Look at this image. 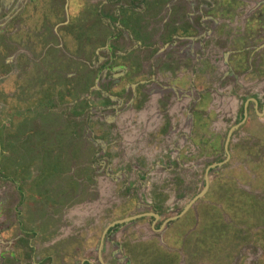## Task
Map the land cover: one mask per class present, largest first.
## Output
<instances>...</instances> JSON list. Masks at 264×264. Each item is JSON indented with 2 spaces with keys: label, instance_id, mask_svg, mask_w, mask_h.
Masks as SVG:
<instances>
[{
  "label": "crops",
  "instance_id": "crops-1",
  "mask_svg": "<svg viewBox=\"0 0 264 264\" xmlns=\"http://www.w3.org/2000/svg\"><path fill=\"white\" fill-rule=\"evenodd\" d=\"M73 1L69 0L66 4V0H63V6L59 4L60 2L56 6L54 5V9H57L55 16L59 14L62 16L64 13L66 25L52 32V37L54 38L58 34V37H62L64 41L62 40L60 44L56 41L48 43L45 50L40 53L43 62L40 61V57L37 58V61L42 62L40 70L43 73V80L46 79V74L50 78L47 81L48 83L42 81L43 86L45 83L48 86L53 84L58 87V93H63L68 84L76 85L75 91H79L77 90L79 86L82 88V85H88L87 91L80 90L78 100L75 99L72 102L78 104V106L84 103L86 106L89 105V108L85 111H80V109L77 111L67 110L65 114H63L65 111H60V121L52 123L47 119L49 116L41 119L40 116H37L38 114L33 115V118L39 119H35L39 128L22 126L16 131V140L11 147L6 146L4 148V145L0 143L2 144L0 163L6 158V161H8L10 157L12 158L9 161L11 162L9 163L11 169H14L15 165L17 167L22 165L25 166L23 168L26 169V172L30 173L31 163L28 159L34 160L36 156L38 157L42 153L50 161L51 166H55L56 162H61L63 168L70 167L73 168V171L77 166H90L92 168V166H96L91 163L92 158L84 159L83 155L79 156L80 153L77 154L78 150L82 154L86 153L87 148H84L83 145L90 149V146H86V140L90 142L92 152H94L95 147H101L99 150L96 148L95 151L98 155H101L100 158L102 159L105 157L121 160L130 159L132 156L129 155L130 152L131 154L139 153L136 148L132 152L131 147L140 146L147 155L146 160L148 158L152 160L157 158L156 152L162 150L164 144L177 139L176 132H180L179 127L184 128L183 134L187 137L182 138L181 146L184 147V151L180 155L182 149L177 148L179 151L176 158L185 160L184 155H188L190 159H195L197 147L200 144V140L196 138L199 133L202 134V131L196 129L201 130V127L206 129V121L215 116L208 108L212 106L216 99L208 100L206 98L208 92L214 90V94L223 97L224 95H221L220 91L225 88L240 96V107L244 104L247 109L249 99L245 101V104L243 101L246 96L243 91L238 93L232 88L237 84L240 86L253 84L256 87L259 95L257 94L256 97V94H253L252 97L254 98L252 99L256 98L257 102L248 106L253 112L256 111L257 115H264V99L262 98L264 91L261 89V87H264V0H256L257 20L251 19L253 21L241 23L240 27L245 34L240 37L236 32H233V26L237 23L229 22L232 14L225 13L227 9L220 6L223 0H171L167 3L161 0H75L77 1L76 5L79 3L81 9L76 7L75 1L72 3ZM77 11L80 15L76 14ZM25 17L27 18V15ZM100 23L102 25H99ZM80 24H82L81 27ZM92 24L96 34L93 33L90 35L91 37L87 34L85 36L79 35L81 33L79 32L80 28H86L87 30ZM95 24H98L96 29ZM67 25H71L75 28V31L79 29L72 37L69 36L74 38L76 44L72 42L73 44L70 45L71 42L69 44L65 40H69L70 30ZM49 28V24H47L45 26L46 35L49 32L46 30ZM210 28L212 34L210 38L215 42H211L210 39V44L208 43L209 45L206 46L207 49L213 46L215 53H217L219 49L223 48L222 45L226 42L225 40L231 39L229 47L236 50L231 66H226V61L223 62L226 70H233L234 68L237 73L225 72L220 74V80L217 81L215 78L211 80L213 78L209 76L211 74H208L213 64L216 63H208L204 59L205 57H201L202 54L198 50V48L203 47L200 42L207 41V37L203 38L204 31H209ZM28 33H31L28 36L30 39L29 47L34 48L35 45H38L36 37L39 38V36L33 30H28ZM226 33H229V35H225ZM200 36H202V39H200ZM27 53L30 56L32 55L30 51ZM55 54H64L65 57L59 58V60L55 58L51 62V55ZM168 60L175 65L173 66L174 75H165L158 71L160 70L158 67L163 64L166 65ZM219 63L221 62L219 61ZM194 68L197 71L195 76L191 73ZM256 68H258L257 71H255ZM137 69H140L141 73L134 75L132 70ZM260 73H263L262 79H258ZM189 74L192 76L190 79H195L194 81L191 80L190 83V85H194V94L188 96L187 93L183 92H187L190 80ZM208 78L210 81H207ZM137 79L140 83L145 82L144 88H136V83L133 81ZM57 82L59 85L56 84ZM210 87L212 88L210 89ZM129 89L132 93L131 98L127 96ZM136 89H139V93L144 92L146 94V99L140 103V107L138 97L136 98L139 94L134 95ZM235 94L228 99L230 103L237 106L238 103L235 102L239 100H236ZM167 95H170L171 98L164 100ZM242 95H244V100L241 99ZM61 96H64V94H61ZM48 101L51 102L50 99ZM208 102L210 103L209 106L207 105ZM73 103L69 104L72 105ZM187 104L193 105L195 113L186 107ZM204 110L207 111L209 117H207V114L204 116ZM259 110L262 113H258ZM46 112L50 117H56L57 113L52 112L50 108L46 109ZM71 112L74 114L73 119H70L72 117ZM82 119H90V128L89 130L86 128L88 133L86 137H84L83 132L85 129L81 128L80 122ZM137 119L142 130L134 131L132 129L130 131L128 124L133 125ZM97 120L100 124L96 125ZM53 124L56 126L53 127L54 130L51 132ZM104 128H107V133L108 130L113 129V132H111L114 138L112 135L111 139H105L104 132H102ZM73 129L77 130L75 134L80 137L75 141L71 139ZM39 130L47 137L43 140H37L36 144L39 143L40 145L36 146L29 141V134L31 132L38 134ZM208 132L204 131V133ZM189 133L195 134L193 143L188 140ZM21 137L25 138L24 142L20 140ZM57 138H60L59 141H57ZM75 142L78 150L73 149L72 144ZM68 143L69 145H67ZM57 145L70 154H57L59 149H57ZM6 151H10V154L4 153ZM190 151L194 156L190 154ZM88 153L87 150V155ZM160 157L165 159L163 155ZM95 173L97 182L95 192L101 195L104 192L100 184L105 181L103 175L105 173L109 175L110 172L92 171V174L95 175ZM53 175H56V173ZM33 176L35 178L37 174ZM58 179H52V182L47 181V183L59 186L57 183L61 184L63 180ZM39 181L40 179H37V182H34V187L38 185ZM45 183L46 181L40 182L42 185ZM49 191L51 190L47 189L42 192ZM49 193L43 195L46 196ZM260 197L256 196V209L248 221L249 223L252 221L251 224L254 223V225L264 222V199L262 197L260 199ZM97 201H99L98 206L100 204L105 206L100 197L95 200V202ZM70 210L69 207L63 209L64 216L62 215V220L66 225L58 227V231L61 233L59 237H55L49 230V223L48 229L45 231L49 230L47 234L53 235L51 239L45 234V231L40 230L44 226L41 227L35 222L33 227L28 226L27 230L18 233L15 241H13L14 244L6 245L4 248L0 246V264H71L72 258H66L60 251V241L70 234H75L74 222L69 224L72 221L70 212L67 214L69 218L65 217L64 214ZM38 211L39 209H34L33 214L36 216ZM42 214H45V210ZM19 242L25 249V253L15 256L14 252L18 254L16 250L19 249ZM54 247L56 248V254L54 253ZM2 249L5 250L7 255L11 254L14 257L6 255L2 258ZM175 264L188 263L186 261L183 263L180 258Z\"/></svg>",
  "mask_w": 264,
  "mask_h": 264
},
{
  "label": "rangeland",
  "instance_id": "rangeland-1",
  "mask_svg": "<svg viewBox=\"0 0 264 264\" xmlns=\"http://www.w3.org/2000/svg\"><path fill=\"white\" fill-rule=\"evenodd\" d=\"M68 1L69 0H66L67 3ZM74 1L72 3H74ZM10 2L11 0H9L8 4ZM62 2L63 0H35L34 1L35 10L31 15L33 18L25 17L27 14H29V9L26 8L24 9V12L22 14L24 20L18 23L16 26L15 24L12 23L6 24V22L2 23L0 21V137H1L0 141L4 145V148L6 146L11 147V145L16 140L15 139L16 131L20 129L22 126L26 128L28 127L39 128V126L36 125L37 124L36 120L39 119L32 117L35 114H38L37 116H40L41 119L49 116V118L47 119L52 123V122L60 121L59 118V116L61 115L60 111H65L63 113L65 114L67 110L77 111L80 109V111L81 110L85 111L87 108H89V105L86 106L84 103L78 106V104L76 105L75 103L72 102L75 99L78 100L80 96L79 94L80 90H83L85 92L87 91L88 85L85 86L82 85L81 86L82 88H80L79 86L77 87L78 88L77 90L79 91H75L76 85L68 84L67 88L63 91V93H58L59 90L57 86L53 84L48 86V84H46L48 83L47 81L50 78L48 74H46L45 75L46 79L43 80L44 79L43 73L42 70H40L41 64L43 62V57L41 59L40 53H42V51L45 50L48 43L56 41V43L60 44L63 40L62 37H58V34L55 35V37L53 38L52 32L56 31L57 28L61 29L63 26L66 25V22H64L66 20V16L64 15V17H62L59 14L56 15L55 19H53L52 16L50 17V14L52 12L57 11V9L56 10L54 9V5L56 6V4L59 3L61 6H63ZM25 4H26V0H19L18 9L21 8L19 7V5L24 7ZM76 4L77 1H75V6L81 9L80 4L79 3L78 5ZM76 14L77 15L79 14L78 11L76 12ZM47 24H49L50 28L46 30L49 31L48 34L46 35L45 26ZM81 25L82 24H80L79 26L81 27ZM96 25L98 26V24H95L94 26L96 27ZM67 26L69 27L70 30L68 37L69 36L72 37L79 30L76 29L77 31H75L74 30L75 28H73L71 25H67ZM28 30L29 31L33 30V32L35 31V33L39 36V38L36 37V42L38 45H35L34 48L29 47L30 39L28 36L31 33H28ZM79 32H81L79 35L85 36V34H87L89 37H91L90 35H92L93 33L96 34V30L93 29V24L89 26L87 30L86 28L83 29L80 28ZM70 37L68 40L69 42L67 41V39H65L66 42L69 44L71 42L70 45H72L73 43L76 44V41L73 40L74 38H70ZM225 41L226 42L222 45L223 48L219 49L217 53H215V50L212 46L209 49L208 53L205 55L204 59L208 61V63L209 62L216 63L213 64L212 69L208 71V74H211L209 76L213 78L211 80H214V78L216 81L220 80V74H224L225 72L233 73V71L229 69L226 70V68L224 67L225 64L223 61H226V66H231L232 61H234V55L232 52L233 49L229 47L230 46L229 41H231V39L230 40L227 39ZM211 42H215V41L211 39ZM27 50L32 53L31 56L28 55ZM33 56H35L34 59ZM39 57H40V61H42L41 63L37 61V58ZM62 57H65V55L64 54L51 55V62L55 58L59 60V58ZM219 61L221 63H219ZM28 66L30 69L28 68ZM262 76L263 73H260L258 79H262L263 78ZM250 78H252L251 75ZM247 79L249 78L247 77ZM42 81L46 82L44 86L41 84ZM207 81H210V79L208 78ZM81 83H79V85H81ZM56 84L59 85L58 82ZM211 88L212 87H210V89ZM225 90L229 91L225 88L223 91H220V94L224 95L223 97L218 96L214 94V92H212L213 94L212 98L216 99V101L213 102L212 106H209L210 108L208 109L209 111H212V114L215 116H213L211 119L208 120L206 119L207 120L206 129L202 127L201 130L199 128L196 129L197 131H202L201 133H204V131H209L207 133L208 135H202L201 139L199 140H200V144H203L207 142L206 140L210 139L212 149L208 150L207 154L206 153L202 154V156L195 155L196 156L195 159H190L188 155H184L183 157L185 159L183 160L184 166L179 168L180 170L179 176L181 177L180 182H182L185 179V181H183L182 183L184 190L187 188L188 185H191V187H193L194 183L196 184L197 182L199 183L198 178L201 174L203 167V165L201 166V164L204 161L207 160L208 162L209 160L212 161L219 159L221 157L219 156V150L214 151V149L217 148L219 143V138L216 137V134H220V133L224 134L227 128L239 118L240 101L238 102L237 106L233 103H230V100L228 98H230V96L234 95L235 93H232L230 91L226 92ZM250 92L252 94L255 93L256 95L257 94L259 95V92L256 90L254 91L253 89H251ZM61 94H64V96H61ZM243 96L244 95L241 96V99L244 98ZM48 99H50L51 102H49ZM69 103H73V104L70 105ZM190 106L192 107V104L186 105V107L192 111L193 107L191 108ZM49 108L51 109L52 112H56L58 115L56 114V117H50L48 112H46V109ZM235 110H237V114L234 115V113H232L229 116L228 111L231 112ZM248 110H251V108H248ZM71 114L73 113L71 112ZM255 116L256 115L254 114H250L249 115L250 118L247 119L248 122L246 123V125H244L242 128H240L238 131L235 132L232 139L234 140L235 138L240 143V145L236 143L237 147L234 146L232 148V152H231L232 156L229 162H227L226 168L223 171L222 170L217 171L218 173L215 175H223V177L220 176V179L222 181L219 184L224 183L225 186H229L231 184V181H233L242 190L251 193V195L261 196L263 198L264 187L262 188V185L264 186V115L261 116L260 118ZM98 122L99 121L97 120L96 125L98 124ZM80 123H81V128L83 127L85 129V131L83 130V132H84V137H86V135L88 134L86 132V128L87 130H89L90 128V119L87 120L82 119ZM55 126L56 125L54 124L52 125V130L50 129L51 132H53L54 130L53 127ZM179 129L180 132H176L177 139L173 140L171 143L168 142V144H164L162 146L164 149L166 148L163 152V156L165 159L174 158V155H172L173 154L172 151L174 149L177 148L182 149L180 155L184 151L183 150L184 147L181 146V142H183L182 138L187 137V135L183 134L184 128L179 127ZM102 132H104L105 139H111L112 135L108 136L107 128H104ZM38 134H42V132L40 131L38 132ZM24 139L25 138L23 137L20 138L22 142H24ZM59 139L60 138H57V141H59ZM176 142L177 144H175ZM86 144H87L86 146H90V149L89 147H85L83 145L84 148H87L86 155L83 158L84 159L100 158L101 155L98 154L95 155L96 153L95 150L96 148H98L99 150L101 147H95L94 152H92L90 142L86 140ZM117 144L121 146L118 142ZM174 144L176 147L174 146ZM67 145H69V143ZM72 145L74 150H78L77 143L76 144L73 143ZM135 148H136L135 146L131 147L132 150H135ZM57 149H58L57 154L59 155L63 153L70 154L65 149H62L59 145H57ZM87 150L89 151L88 155H87ZM178 151L179 150H177V153ZM4 153L10 154V151H6ZM106 154H110V153H106ZM190 154L194 156V154L191 151ZM42 155L43 154H39L38 157L36 156L37 159L34 158V160H31L30 158L28 159L31 163L30 173L26 172V169L23 168L25 166L22 165L21 167H17L15 165V168L11 169V166L9 165V163L11 162L9 161L12 158H10L9 156H8L9 157L8 161H6L7 160L6 158L2 163H0L1 173L5 176L2 181L3 192L0 194V200H1L0 246L2 248H4V246L6 245L10 246L14 244L15 242L13 241H15V238L18 236V233H22L28 229V226L30 225L31 222L32 207L36 210L39 209L38 214L35 216L37 218H40L42 215H47V214H42L44 210L46 211V208H50L48 209L50 213H57L63 215L64 212L63 209L65 210L67 207H69L71 210L65 212L64 214L65 217H67L68 212H70V214L72 215V216L70 215V217H72L71 218L72 221H70L69 224H71V222H76L79 224V226H77L75 225V223H73L74 225L73 229H75V231L79 229H82L83 231V228L87 227L86 223L91 222L92 219L98 218V224H97L99 225L98 229L103 226L102 223L107 222V220L103 221L104 219L103 213L104 211H106L105 208L107 207V205L110 204L113 200V196H109V191L112 193V191L116 192L117 190L112 186L110 190V185L108 186L104 185L107 183L102 182L100 184L102 185L103 188L102 190L104 192L103 194L98 195L99 194L98 192L97 194L95 191H91L90 188L91 182L86 183L80 180L81 175L85 173H89V171L91 173V170L95 169L96 167L94 166L91 168L90 166L88 167L77 166L73 171V168L71 169L70 167L63 168V166H61V162H56L55 166L50 165L46 167H40L36 165V160H42ZM207 155H209V157L205 158V156L207 157ZM1 158L2 156L0 153V159ZM192 160H193L192 166H189V163ZM51 162L54 163L52 160ZM38 164L40 163L38 162ZM53 167L56 168L54 169ZM127 170L130 172V169L127 168ZM55 173L56 175H53ZM34 174H37V177L33 178ZM42 176H44V178ZM151 176L157 178L158 177L157 171L154 172V174H152ZM58 178H61L63 180L61 184L57 183L59 186L50 184L49 182L47 183V181H51L52 179L57 180ZM37 179H40L38 183L39 185L34 187V182H37ZM130 180L132 181V179ZM42 181H46V183L43 185L40 184V182ZM86 187L89 188L90 190L89 192H86L85 190ZM16 188L19 193L15 191ZM33 188L39 192L35 191L36 193L34 192L35 194L33 193V195L31 196V194H28V191ZM47 189H50L51 191H49L50 193L45 192V193H49L48 195L45 196L43 195L45 193H43L42 191ZM55 193H58L59 195L58 194L56 195ZM98 197L101 198L105 206H102V204H100L99 206L97 205L99 201L95 202V200H97ZM181 199L182 198H180V200L178 199L179 202H182ZM118 200L119 198L114 197L113 201L117 203ZM215 200L216 202L219 201L216 193H211L209 197L201 199L198 203L194 205L192 209L195 213V216L200 217L202 211L205 208H207L209 204H211L210 201H215ZM174 201L176 200L174 199ZM178 204L179 207L177 206L175 207V209L180 208L181 204L180 203ZM209 210L211 211L214 209L209 207ZM166 211H170L169 209H167V206H166ZM227 213H229V211L221 210V212L219 211L215 213V215L213 216L211 215L212 213H210V215L212 217L221 216V218H223L222 222L226 224H230L231 222L229 220L230 219L229 217H232L234 214L226 215ZM67 218H69V216ZM182 218H181L182 220L181 219L179 220L180 221L179 224L177 222L173 223L175 232H172L170 234L169 237L170 239L168 240V242H164L165 240H162V243H164L166 247L172 248L173 240L179 239L178 236H176L178 230L181 228L186 229L187 219L184 217ZM251 222L250 223L246 222V224L251 225ZM42 224H44L42 231H45L46 223H42ZM240 225H242L243 229H245L244 228L245 226L243 224ZM51 227L55 228V225H51ZM51 227L49 229H51ZM227 227L229 228L230 226ZM250 227L251 229H249V231L245 229L246 231L245 232L241 231L242 232L241 234L238 233L235 234L234 230H232L233 228L231 227L229 233L232 234V237H230L229 239L230 241L224 240L222 244H218L215 242L214 243L211 242L210 244L208 243L209 247L207 250L205 248H201L200 251L196 253L197 256L196 258L199 259L198 263H195L193 261L187 262L184 255H182L181 259L183 260V263L184 261H186L188 264H191V262L192 264L193 263L213 264L212 262L209 263V260L207 258V256H210L213 259H215L214 262L216 264H264V222L263 223L260 222L259 225L255 224L253 227L252 226ZM135 229L136 228L130 230L129 236H131L132 239L136 238L138 240V236L136 235L138 233L137 231L139 230L138 229L135 230ZM78 233L79 232H76V234L73 237H71V239L74 237L77 238L76 236H78ZM94 233L91 234V236L92 235L94 236ZM46 235L50 239L53 238V235H49L47 233ZM142 236L143 234L141 233V237ZM118 237L121 238L120 235ZM249 239L250 241L248 242ZM70 240H69L70 243H75V242L78 243V241L79 242L81 241V239H76L73 241ZM93 242H94V238H93ZM179 243H180V239L178 240V244ZM18 245H19L18 247L19 249L16 250L18 254H15L14 252L15 256L19 254L23 255L25 253V249L21 246V242H19ZM53 249H54V253L56 254L57 253L55 252L56 248L54 247ZM1 251H2L1 257L3 258L7 254L5 253L4 249H2ZM7 256L14 257L11 254ZM4 264H9V263H4Z\"/></svg>",
  "mask_w": 264,
  "mask_h": 264
},
{
  "label": "flooded vegetation",
  "instance_id": "flooded-vegetation-1",
  "mask_svg": "<svg viewBox=\"0 0 264 264\" xmlns=\"http://www.w3.org/2000/svg\"><path fill=\"white\" fill-rule=\"evenodd\" d=\"M34 1L35 0H26V4L24 5V7L19 5V7L21 8L18 9L19 0H11L9 4H8L9 0H2V3L0 0V21L2 23L6 22V24L12 23L15 24L16 26L18 23L24 20L22 14L24 12V9L26 8L29 9V14H27V18H33L31 15L35 10ZM161 1L167 3L171 0H161ZM255 4H256V0H225V3L224 0L221 1L220 6L224 9H227L225 10V13H228L229 15L230 13L232 14L230 15L232 16V18L230 17L229 22L237 23L236 25L233 26L234 29L233 32H236L238 34V37L245 34L244 30L240 27L241 23L243 22L245 23V21L248 22V21L257 20L258 15L255 10L256 8ZM51 16L53 17V19H55L56 18L55 12H52L50 14V17ZM62 17H64V13ZM99 25H102V23H100ZM96 28L97 27H95V29ZM204 34H203V38L207 37L206 39L207 41H201L200 43L203 44V47L201 49L198 48L199 52L202 54L203 57H205V55L209 51V49H207L206 46L210 44V39H211L210 37L212 35L211 28L209 31H204ZM225 35H229V33H226ZM200 39H202V36H200ZM232 52L234 55L236 50L233 49ZM170 62L171 61L168 60L166 65L163 64L159 66L158 67L160 69L158 70L159 73H164L165 75L166 74L174 75L173 66L175 65H173L172 62L171 63ZM257 70L258 68L255 69V71ZM140 71H141L140 69L132 70V73L134 75H138ZM231 71L237 73L236 69L234 68ZM191 73L195 76L197 73L196 68H194V70H192ZM191 77L192 76L189 74V79ZM194 79L189 80V85L186 90L188 96L190 94L191 95L194 94L193 93L194 85L193 84L190 85L191 80L194 81ZM138 81L139 79L133 81L136 83V88H144L145 82L140 83ZM232 88H234V90L237 91L238 93L243 91L244 95L246 96L245 100L243 101L244 103L247 99H249L248 105L254 103L252 100H250V98H254L252 97L253 94L250 92V90L251 89L256 90V87H254L253 84H248L243 86L237 84ZM229 89L232 91L231 88ZM261 89L264 91V87H261ZM213 91L208 92V96L206 97L208 100L213 99L212 98ZM128 92L129 93H127V96L128 98L129 97L131 98L132 97L131 89H129ZM136 94H139V96L137 95L136 98L138 97L139 107H140L141 105L140 103L144 102V100L146 99V94L144 92H142V94L139 93V89H136L134 95ZM235 96H236L235 97L236 100H239L240 96H238L237 94H235ZM167 98H171L170 95H167L164 100H168ZM262 98L264 99V93L262 94ZM239 101L235 103H238ZM209 104L210 103L208 102L207 105L209 106ZM248 105H247V115L244 120H243L244 104H242L240 107L238 120L233 122L227 128L224 134L221 133L216 134V137L219 138V143L217 148L214 149V151L219 150V156L221 157L219 159L212 161L208 159L209 160L208 162L207 160L204 161L201 164V166L203 165V167L201 174L198 178L199 183L198 182L197 184L194 183L193 187H191V185H188L185 190L182 186V183L183 181H185V179L182 182H180L181 177L179 176L180 173L179 168L184 166V161L181 159H177L175 157L177 156L175 154H177L178 149H174L172 151L173 154L172 153L171 154L174 155V158L172 159H168V158L162 159L160 157L163 155V152L166 149L162 147V150L156 152L157 158L159 157L161 159L156 158L149 160L150 158H148L146 160L147 155L143 152V149L140 146L136 147L137 148L136 151H138L139 153L131 154L130 152L129 155L132 156L130 159L127 160H121L117 158L112 159L109 157H105L104 159L92 158L91 163L96 165L95 166L96 168L92 169L91 173L89 171V173H85L81 175L80 180L86 183L91 182L90 185L91 191H95V187L97 184L95 177L96 173L94 175L92 174V171H101L102 173L109 171L110 172L109 175H107L106 173L105 175H103V177L105 178L104 182L111 184L110 190H111V186L117 190L116 192L112 191V193L109 191V196H113V200L114 197L119 198V200L117 203H115L112 200V202L108 204L107 207L105 208L106 211H104L103 213L104 214L103 221L107 220V222L102 223L103 226L101 228L98 229L99 227V225H97L98 218L92 219L91 222L86 223L87 227L83 228V231L82 229L75 231V234L76 232L80 233V234L78 233V236H76L77 238L74 237L71 239V237H73L75 234L74 235L70 234L66 236L64 239H62L60 241L61 254L63 253L64 254L63 256H65L66 258H72L73 261L71 262V264H175L180 258H182V255L185 256L187 262L193 261L195 263H198L199 259L196 258L197 257L196 253L200 251L201 248H205L207 250L211 242L222 244L224 240L226 241L229 240L230 237H232V234L229 233L231 227L233 228L232 230H234L235 234L236 233L241 234L242 233L241 231L243 232H245L246 230L249 231V229H251L250 226L253 227L254 223L250 225V224H246V222H248L249 218L253 216V213L256 209V205H257L256 196L251 195V193L242 190L233 181H231V184L229 186H225L224 183L219 184L222 181L220 179V176L223 177V175H215L218 173L217 171H221V170L223 171L226 168V164L227 162H229L232 156L231 155L232 148L234 146L237 147L236 146L237 144L240 145V143L235 138L234 140L232 138L236 131H238L240 128L246 125V123L248 122L247 119L250 118L248 114H254L256 115L255 117L258 118L263 116V115L261 116L257 115L256 111L253 112V110H248L249 108ZM194 110L195 109L192 108L193 113H195ZM258 112L262 113L261 110H259ZM232 113L236 115L237 110L231 112L228 111L229 116ZM203 114L204 116H206L207 114V117H209L207 111L204 110ZM73 117L74 116L72 114V118L70 119H73ZM238 123H240L239 126H237L231 132L230 138L227 143V151L229 152V156L227 157L224 152L226 134L231 126ZM98 124L100 123L98 122ZM128 129L130 131H132V129H134V131H138V130L141 131L142 127L137 119L135 120L133 125L128 124ZM111 131L113 132V129H111ZM111 131L108 130V135H113ZM75 132H77V130L73 129V132L71 134L72 135L71 139H73L74 141L80 138L78 137V135L76 136ZM192 133H189L188 135V140L191 143H193V141L195 140V134ZM202 135H208V134L207 133L198 134L196 139H201ZM46 137L47 135L45 134L38 135L35 134L34 132H31L29 134V139H30L29 141H31L32 144L38 146L40 144L39 143L36 144L37 140H43V138ZM206 141L207 142L203 144H199V146L197 147L198 148L196 152L197 155L202 156V154L205 153L207 154L208 150L212 149L210 139ZM134 151L135 150H132V152ZM77 154L79 156L83 155V157H85L86 155V153L82 154V152L79 150L77 151ZM95 154H97V152ZM208 157L209 155H207V157L205 156V158ZM48 161L49 160L46 159L44 155H42V160H36V165L40 167L50 166V161L49 162ZM38 162L40 164H38ZM192 163L193 160L189 163V166H192ZM127 168L130 169V172L127 170ZM207 168H208V174H207L208 184L206 190L203 191L202 196L197 198L194 202H192L189 205L188 203L191 201V199L194 198L197 194H199L204 188V184H205L204 174ZM156 171L158 174L157 177L158 179L154 176H151ZM4 177L5 176L1 173L0 170V194L3 192L2 181ZM130 179H132V181ZM85 190L86 192L90 191L89 188L87 187L85 188ZM15 191L18 192L17 188ZM34 192L35 189L33 188L28 191V194H31L32 196ZM36 192L39 191L36 190ZM211 193H216L219 201L218 202H216V200L210 201L211 204H209L207 208H205L202 211L200 217L199 216L196 217L194 211L192 210L194 205L198 203L201 199L209 197ZM180 198H182L181 199L182 202H179ZM174 199L176 201H174ZM178 203H180L181 206L180 208L175 209V207L177 206L179 207ZM187 204L189 205L188 208L181 215H179L182 212V210H184ZM166 206L167 209H169L170 211H166ZM209 207L213 208L214 210L210 211ZM0 208H1V200H0ZM48 209L50 208H46L45 211L46 212L45 214L47 215L37 218L33 214L34 208L32 207L31 222L29 226L33 227L35 222H37L39 225L41 224L40 225L41 227L44 226V224L42 223H46V229H48V223L50 224V227L51 225H55V228L51 227V229L49 230L52 232V234L55 237H59L61 233H59L58 227L60 225H66L65 223H63L64 220H62V217L64 215L62 216V214L50 213ZM221 210L229 211V213H227L226 215L234 214L232 217H229L230 218L229 220L231 222L230 224H226L222 222L223 218H221V216L212 217L213 215H215V213L219 211L221 212ZM210 213H212L211 214L212 216L210 215ZM134 215H138V217H134L130 220L118 222L115 223L113 226H109L110 223L116 220H122L126 217L134 216ZM173 216L176 217L172 219H168L166 221L167 218ZM182 217L187 219V225H186V229L181 228L178 230L176 234V236H178V238L180 239V243L178 244L179 239L173 240V247L172 248L166 247L165 244L162 243V240H165L164 242H168V240L170 239L169 238L170 234L172 232H175L173 223L177 222L179 224L180 222L179 220ZM65 222L67 223V221ZM74 223L75 225L79 226L78 223L76 222ZM240 224H243L246 230L243 229L242 225ZM227 226L230 227L228 228ZM105 228H107V230L104 236H102ZM133 228H136L135 230L137 229L139 230L137 231L138 233L136 235L138 236V240L136 238L132 239L131 236H129V232L130 230H133ZM47 231H45V234L47 233ZM93 233L94 236L93 235L91 236V234ZM141 233L143 234L142 237H141ZM119 235L121 236V238L118 237ZM93 238H94V242H93ZM76 239H81V241L79 242L77 240L78 243L69 242V240L73 241ZM100 241L102 243L101 246H99ZM249 241L250 239L248 240V242ZM209 257L210 256H207L209 263L212 262L213 264H215L214 262L215 259Z\"/></svg>",
  "mask_w": 264,
  "mask_h": 264
},
{
  "label": "water",
  "instance_id": "water-1",
  "mask_svg": "<svg viewBox=\"0 0 264 264\" xmlns=\"http://www.w3.org/2000/svg\"><path fill=\"white\" fill-rule=\"evenodd\" d=\"M66 4H67V2H66ZM63 23H64V22H63ZM250 100H252V101L255 102V103L257 102L256 99H252V98H250ZM245 104H246V102H245ZM258 113H259V112H258ZM246 115H247V109H246V106H244L243 120L246 118ZM243 120H242V121H243ZM239 124H240V123L231 126V127L228 129V131H227V134H226V140H225V150H224V152H225V154H226L227 157L229 156V152L227 151V143H228V140H229V138H230V134H231V132H232L237 126H239ZM0 150H1V144H0ZM207 174H208V168L205 170V174H204V181H205V184H204V188H203V190H202L199 194H197L194 198L191 199V201L188 203L189 205H190L192 202H194L197 198H199L200 196H202L203 191L206 190V187H207V184H208V177H207ZM188 204L185 206L184 210H182V212H181L179 215H181V214H182V213L188 208V206H189ZM134 217H138V215L129 216V217H126V218H124V219H122V220H116V221L110 223L109 226H113L115 223H118V222H122V221L130 220V219H132V218H134ZM175 217H176V216H173V217L167 218L166 221H167L168 219H172V218H175ZM109 226H108V227H109ZM106 230H107V228L104 229V231H103V235H102V236H104ZM101 244H102V243H101V241H100L99 246H101Z\"/></svg>",
  "mask_w": 264,
  "mask_h": 264
}]
</instances>
